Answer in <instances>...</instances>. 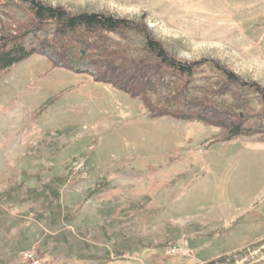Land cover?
Returning <instances> with one entry per match:
<instances>
[{"label":"rangeland","instance_id":"1","mask_svg":"<svg viewBox=\"0 0 264 264\" xmlns=\"http://www.w3.org/2000/svg\"><path fill=\"white\" fill-rule=\"evenodd\" d=\"M39 1L140 23L172 58L199 63L179 85L189 99L247 127L264 112L263 96L217 68L264 94V0ZM53 32L29 3L0 0V37L30 50ZM103 37L109 52L144 55L139 34ZM97 77L36 55L0 71V264H264V133L225 141L221 128L150 118Z\"/></svg>","mask_w":264,"mask_h":264},{"label":"trees","instance_id":"2","mask_svg":"<svg viewBox=\"0 0 264 264\" xmlns=\"http://www.w3.org/2000/svg\"><path fill=\"white\" fill-rule=\"evenodd\" d=\"M22 1L29 3L38 25L48 21L54 24L53 35L57 38L55 41L73 39L78 42L79 48H66L53 41L49 43V47L27 50L18 41L21 37H0V71L8 70L33 55L47 59L53 68L75 74L85 73L92 68L98 76L96 82L109 85L130 99L138 100L148 111L150 118H170L221 128L227 133L225 141L264 133V112L256 125L247 127L244 126L245 119L240 114L234 115L230 109H221L205 100L189 99L184 90L180 92L185 85L181 79L190 81L199 63H184L172 58L144 25L103 14H70L60 7H52L39 0ZM131 32L144 39L142 57L127 58L108 51L104 34L125 36ZM54 47L62 55L61 59L51 53ZM88 50L94 54L88 55ZM217 68L225 77L228 86H246L264 98L263 92L255 84L244 83L233 73ZM179 87H182L181 90ZM152 96H157L156 103L152 102ZM170 106L176 108L170 109ZM242 108L244 107L240 105L237 109ZM88 197L92 198V195Z\"/></svg>","mask_w":264,"mask_h":264},{"label":"crops","instance_id":"3","mask_svg":"<svg viewBox=\"0 0 264 264\" xmlns=\"http://www.w3.org/2000/svg\"><path fill=\"white\" fill-rule=\"evenodd\" d=\"M175 1V0H174ZM192 0H179L178 2H182V3H184V4H186V5H192L194 2H191ZM194 5H196L195 3H194ZM19 166L20 167H22V166H24V164L23 163H19ZM34 179V178H33ZM58 192V191H57ZM55 198H58L59 200L58 201H60V204L63 202V200H64V198H63V196H61V192H59L58 194H55V196H54ZM55 198H49L51 201H53L52 199H55ZM90 201H88L87 203H89ZM90 204V203H89Z\"/></svg>","mask_w":264,"mask_h":264},{"label":"built area","instance_id":"4","mask_svg":"<svg viewBox=\"0 0 264 264\" xmlns=\"http://www.w3.org/2000/svg\"><path fill=\"white\" fill-rule=\"evenodd\" d=\"M33 264H39V262H34Z\"/></svg>","mask_w":264,"mask_h":264}]
</instances>
